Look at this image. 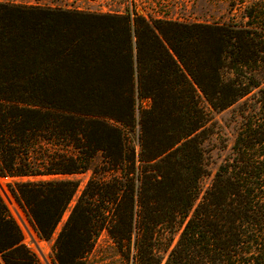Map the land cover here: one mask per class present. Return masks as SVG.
Wrapping results in <instances>:
<instances>
[{"label":"trees","instance_id":"trees-1","mask_svg":"<svg viewBox=\"0 0 264 264\" xmlns=\"http://www.w3.org/2000/svg\"><path fill=\"white\" fill-rule=\"evenodd\" d=\"M70 14L0 1L4 197L41 240L70 207L56 264H82L102 230L133 264H264L262 9L246 10L240 26H137L135 55L125 17L121 26H76ZM135 80L151 100L137 158L128 139ZM248 96L258 107L243 115L231 155L199 198L202 101L224 109ZM89 169L70 206L78 182L58 176ZM4 197L1 263L41 264Z\"/></svg>","mask_w":264,"mask_h":264},{"label":"rangeland","instance_id":"rangeland-1","mask_svg":"<svg viewBox=\"0 0 264 264\" xmlns=\"http://www.w3.org/2000/svg\"><path fill=\"white\" fill-rule=\"evenodd\" d=\"M20 5L37 6L56 10L69 11L68 19L76 26H121L118 17H125L129 22L133 54H136L137 26H176L208 24L224 26L228 24L243 25L246 18L244 12L248 9L264 12V0H0ZM259 19H252L257 22ZM255 24V23H254ZM260 28L262 26H252ZM139 28V27H138ZM118 38V37H117ZM119 42L121 40L119 39ZM141 42L149 46L145 33L141 35ZM122 46V44H121ZM145 55V50L142 52ZM142 54V55H143ZM135 70L137 63L135 61ZM136 78V76H135ZM134 113L128 139L132 143L135 156L140 150V119L143 111L151 105L149 98H141L137 93V80L133 89ZM203 106L208 109V120L198 133L200 147L203 151L205 173L200 179V194L210 185L218 166L231 155V147L235 135L242 122L243 115L251 113L258 105L253 96L240 99L224 109H213L203 100ZM99 156L96 162H99ZM95 161V160H94ZM138 162L136 160V166ZM92 175L91 169L78 174L58 176L78 182V190L70 206L77 200L78 195ZM0 179V192H7L5 182ZM11 212L21 225L25 243L34 249L41 264H56L53 243L66 219L69 209L64 213L62 221L56 227L52 237L48 240L39 239L31 228L24 213L4 197ZM177 234L174 236L176 238ZM32 238L37 243L35 246ZM1 263V261H0ZM82 264H133L132 254L125 249L120 251L106 230L96 236L92 249L84 256ZM2 264V263H1Z\"/></svg>","mask_w":264,"mask_h":264},{"label":"water","instance_id":"water-1","mask_svg":"<svg viewBox=\"0 0 264 264\" xmlns=\"http://www.w3.org/2000/svg\"><path fill=\"white\" fill-rule=\"evenodd\" d=\"M32 241L34 242L35 246L39 249L37 243L35 242V240L32 238Z\"/></svg>","mask_w":264,"mask_h":264}]
</instances>
